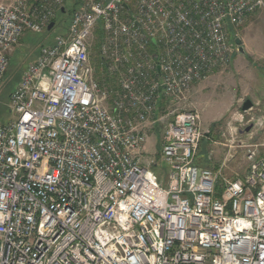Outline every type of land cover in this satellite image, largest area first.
<instances>
[{
    "label": "built area",
    "instance_id": "2783aa9c",
    "mask_svg": "<svg viewBox=\"0 0 264 264\" xmlns=\"http://www.w3.org/2000/svg\"><path fill=\"white\" fill-rule=\"evenodd\" d=\"M49 5L0 3V84L24 32L47 28ZM262 6L93 0L76 11L26 67L0 124V264H264V149L249 150L245 177L218 194L216 173L194 163L203 131L188 109L165 116L164 181L144 156L160 99L176 104L229 65L231 32ZM97 25L119 75L111 109L89 66Z\"/></svg>",
    "mask_w": 264,
    "mask_h": 264
},
{
    "label": "rangeland",
    "instance_id": "374dc122",
    "mask_svg": "<svg viewBox=\"0 0 264 264\" xmlns=\"http://www.w3.org/2000/svg\"><path fill=\"white\" fill-rule=\"evenodd\" d=\"M16 0H0V3L12 5ZM93 0H65L61 7H50L43 0H28V7L47 4L54 16L50 30L41 33L24 32L18 43L8 54L9 65L0 84V124L12 120L8 103L11 93L20 82L26 67L33 62L40 48L51 45L54 40L66 34L72 15L78 10L88 8ZM64 11V12H62ZM123 19L126 20L124 17ZM48 27V26H47ZM239 38L244 54L238 53L233 46L231 62L223 69H218L205 80L191 85L185 98L170 104L162 97L159 101L155 118L147 131L144 145L145 159L155 165L159 180H165L167 169L160 160L162 131L167 122L169 111L195 110L198 112L203 131L194 163L199 167L209 168L217 175L216 190L222 192L224 185L235 179H242L248 172L247 152L255 149L261 153L264 149V0L263 6L248 15L244 23L233 32L232 40ZM119 42H122L119 40ZM107 45V46H106ZM111 52L112 43L107 33L97 25L88 41V60L92 78L99 86L109 92L107 105L119 88L118 72L109 73L110 59L104 54ZM123 50V49H121ZM152 52V51H151ZM120 70L125 64H117ZM249 100L252 107L242 111L243 103ZM243 120L240 121V118ZM161 121H157V120ZM233 133L231 143L229 133Z\"/></svg>",
    "mask_w": 264,
    "mask_h": 264
},
{
    "label": "water",
    "instance_id": "95a60500",
    "mask_svg": "<svg viewBox=\"0 0 264 264\" xmlns=\"http://www.w3.org/2000/svg\"><path fill=\"white\" fill-rule=\"evenodd\" d=\"M52 26H53V23H50V24L48 25L47 29L50 30V29L52 28ZM153 42H154V40H153ZM234 43H235V45L237 46V51H238V53L244 54L245 52H244V49H243V47H242V45H241V44H242V43H241V40H240L239 38H235ZM159 90H161V88H160ZM251 107H252V103H251L249 100H246V101L243 103V105H242V111H243V112H246V111L249 110Z\"/></svg>",
    "mask_w": 264,
    "mask_h": 264
},
{
    "label": "bare ground",
    "instance_id": "6f19581e",
    "mask_svg": "<svg viewBox=\"0 0 264 264\" xmlns=\"http://www.w3.org/2000/svg\"><path fill=\"white\" fill-rule=\"evenodd\" d=\"M231 34H232V32H231ZM232 35H233V34H232ZM234 40H235V39H234ZM163 165H164V164H163ZM164 166H165V165H164ZM155 167H156V166L153 167L154 171H155Z\"/></svg>",
    "mask_w": 264,
    "mask_h": 264
},
{
    "label": "trees",
    "instance_id": "16d2710c",
    "mask_svg": "<svg viewBox=\"0 0 264 264\" xmlns=\"http://www.w3.org/2000/svg\"><path fill=\"white\" fill-rule=\"evenodd\" d=\"M62 12H64V11H62ZM232 34H233V33H232ZM233 41H234V40H232V42H233ZM233 44H234V43H233ZM217 193L220 194L221 192L219 193V192L217 191Z\"/></svg>",
    "mask_w": 264,
    "mask_h": 264
},
{
    "label": "crops",
    "instance_id": "0c3cea01",
    "mask_svg": "<svg viewBox=\"0 0 264 264\" xmlns=\"http://www.w3.org/2000/svg\"><path fill=\"white\" fill-rule=\"evenodd\" d=\"M255 12V11H254Z\"/></svg>",
    "mask_w": 264,
    "mask_h": 264
}]
</instances>
